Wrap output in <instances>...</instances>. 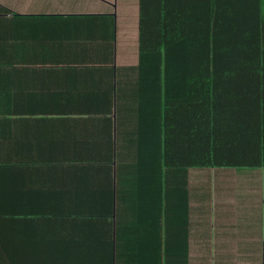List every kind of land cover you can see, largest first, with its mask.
Here are the masks:
<instances>
[{
	"label": "crops",
	"instance_id": "obj_1",
	"mask_svg": "<svg viewBox=\"0 0 264 264\" xmlns=\"http://www.w3.org/2000/svg\"><path fill=\"white\" fill-rule=\"evenodd\" d=\"M139 19L140 0H0V264H261L238 246L264 170L166 169L186 69L140 65Z\"/></svg>",
	"mask_w": 264,
	"mask_h": 264
},
{
	"label": "trees",
	"instance_id": "obj_2",
	"mask_svg": "<svg viewBox=\"0 0 264 264\" xmlns=\"http://www.w3.org/2000/svg\"><path fill=\"white\" fill-rule=\"evenodd\" d=\"M139 22L140 65L150 59L156 73L170 56L168 77L186 69L187 98L165 107L166 169L264 170V0H140ZM216 138L244 143L247 159L216 158Z\"/></svg>",
	"mask_w": 264,
	"mask_h": 264
},
{
	"label": "rangeland",
	"instance_id": "obj_3",
	"mask_svg": "<svg viewBox=\"0 0 264 264\" xmlns=\"http://www.w3.org/2000/svg\"><path fill=\"white\" fill-rule=\"evenodd\" d=\"M248 180V178H246V181ZM249 180H253V182L247 183L245 181V183L243 184V186H241L242 188H244V192L240 191V193L244 196L245 195V208H243V213L247 216H250V220L247 221L246 224H244V227L242 228L241 232H240V238H242V243L239 244L242 250V252L244 254L247 255H259L260 253L264 254V211L261 212V217L260 214L257 213V217H254L253 213H249L248 212V207L249 205L251 206H256V209L259 210V203L264 202V177L263 174L262 176L259 175L255 178V182H254V178H249ZM262 183V192L259 191V188L257 189H253V185L251 184H259ZM254 190V191H253ZM262 213H263V219H262ZM244 235V236H243ZM235 239H237V234L235 235ZM230 239V236H229ZM236 247V246H235ZM216 258H218L217 256H210L209 257V262L208 264H215L217 262H215ZM220 258V257H219ZM224 259H228V263L227 264H236V259L233 256H228L226 257H222ZM243 261H241V263L243 264H248V263H257L259 261V257L257 256L256 258L250 257V256H245L243 259ZM220 264V263H219ZM261 264H264V256L262 257L261 260Z\"/></svg>",
	"mask_w": 264,
	"mask_h": 264
}]
</instances>
